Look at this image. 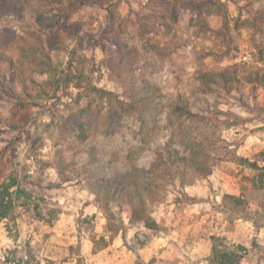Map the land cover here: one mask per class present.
<instances>
[{
  "label": "rangeland",
  "instance_id": "374dc122",
  "mask_svg": "<svg viewBox=\"0 0 264 264\" xmlns=\"http://www.w3.org/2000/svg\"><path fill=\"white\" fill-rule=\"evenodd\" d=\"M128 2L129 0H115V2L113 0H47L50 10L57 15L51 20H54L55 26L61 29L68 44L71 42L72 45L71 47L66 45L63 50L52 53V60L57 65V70L54 71L57 73L56 78L61 77L62 82L58 87L56 84L47 87L49 85L45 82L49 75L40 74L38 71L29 70L26 78L16 77L13 80L10 77L12 70L9 67V61L18 63L20 43L23 42V39H27L29 32L25 31L23 36H19L10 25L16 23L21 26L22 31L26 26L30 27L28 22L31 20L32 14L36 12V0H22V4H18V0L12 2L0 0V56L4 58L0 59V110L7 111L6 116L3 111H0V188L4 184L13 183L14 178L16 184L10 190L13 192V208L10 219L24 229L31 228L44 242L51 241L57 248L66 245L69 257L78 255L79 250H82L85 245V241L80 239L81 220L72 216L70 212L64 213L63 208L57 209L55 205H59L62 200L65 203L68 202L65 200L64 185L71 188L72 178L65 177L60 183L50 182L45 187L42 181H33L27 174L22 175V173H26L27 166L21 168L20 172L16 170L20 146L25 144V141H29L30 147L27 144L25 147L35 154L40 144V138L33 139L32 133L28 131L30 123L31 125L36 123L32 113L48 107L56 108L62 103L58 94L62 92L64 97L71 98L68 89L74 88L76 96L71 102L77 105L81 101H87V103L78 112L70 111L62 125L63 130L69 131V126L72 124L83 129L84 124L80 121L87 116L88 126L92 129V138L102 136L107 144L112 146L113 161L122 159L131 162L136 159L144 153L146 146L153 140L158 129V118L165 110H167L169 124H172L168 115L169 105L179 99L188 100L182 93L177 92L174 86L171 88V93L175 99L169 100V93L162 90L165 85L155 79V74L157 71L163 70L162 66L165 62L173 63L176 58L186 59L179 49L191 47L193 52L196 51V46L191 39H183L177 34L179 30L175 26L178 23L180 10L191 9L198 12L199 19L189 21V26L196 27V31L192 34L196 39L201 37L207 39V51L201 48L197 59L200 56H212L214 64L211 68L193 74L190 80L192 83L199 81V86L190 88L189 92L192 96H196V93L199 92L201 95L212 97L211 102L216 106L212 120L205 116V119L201 121L183 119L184 121L181 123L173 122L178 129L182 146L186 151L191 152L190 155H192V151L187 150L186 146L188 144L193 146L196 155L192 162L198 161L200 164L203 162L204 168L208 166L212 168L216 158L212 157L215 148L210 135H214L213 129L222 125L225 133L232 132L236 135H239L236 130L242 128L246 136L240 142L233 141L232 143H236L238 147L244 148L247 152H252L254 157L264 158L263 149L253 152V149L257 147L256 140L260 139L256 134L264 131V48L253 44L252 47H255L256 51L248 53L253 60L259 61L261 67L250 68L246 59H240L241 47L234 41L230 33L239 31L242 25L237 19L231 22V27L229 26L226 5L220 4L218 0H149V3L145 5L152 9L149 14L142 16L140 13H136L133 16L130 9L129 17L120 19L117 9L121 3ZM83 15L88 16L87 21L83 20ZM73 16L78 18L68 24L67 21ZM209 17H213V19L210 20ZM216 17L222 19V30L213 32L210 24L221 22ZM40 22L41 17L37 16L35 23L40 25ZM256 24L257 22L254 21L253 26ZM93 25L97 29L94 34L85 32L83 36L80 35L85 26L91 28ZM40 28L41 26L37 30ZM97 36L99 39L96 38ZM61 54L63 59H61ZM97 56L100 57L98 63ZM40 59L43 58L39 57L38 60ZM36 75L44 76L46 80L39 82L35 78ZM205 75L209 76L210 81ZM93 76L96 78V84L92 83ZM142 79H146L156 88V95L147 101H132L125 91L127 85L133 81L140 89ZM177 80L178 83L182 82L179 78ZM234 92L238 95L234 96ZM189 101L190 106L193 107L195 101ZM221 104L224 106L223 109L219 108ZM93 105L96 107L93 108ZM64 107L70 109L68 103H64ZM237 108L244 113L243 116H239L234 111ZM105 109L107 110L105 111ZM209 110L211 111V108ZM115 111H118L119 114L118 121L114 123V133L109 134L110 115ZM221 117L224 119L221 120ZM229 117L235 118L230 119ZM202 128L207 129L210 135L204 136L199 143H196L193 134ZM129 136H131V140L128 139ZM88 138L83 133L77 137L81 142ZM172 142L170 141L169 145L165 147H169ZM81 151L87 152L89 164L94 165L96 169L94 172H89L86 177L89 185V180L103 178L107 166L97 158L98 149L95 145L81 149ZM154 154L157 155V158L160 157L159 154L163 158L161 153ZM56 155L59 156L60 153L57 152ZM25 156L26 159H33L27 153ZM178 158H182L178 150L168 151L169 171L165 173L166 181L162 182L166 185L161 191L162 201L148 200L153 218L161 216L162 204L168 200L178 203L176 209L181 211L182 216L185 217L187 215L185 210L194 209L193 204L196 198L189 197L186 192L178 193L175 187L176 182L178 181L180 188L183 189L185 186H193L197 184V181L206 179L213 174L212 171L209 176L197 179L199 174L197 165L194 166L190 162L185 166L177 161ZM34 163L38 168L43 169H47L51 165V162L46 160L34 161ZM141 163L142 167H145L148 161L145 158ZM245 165L254 171V175H241ZM215 166L226 173L237 174V177H240L242 181H246V179L257 181L260 189H263V172L260 171V165L254 161L250 163L246 156H241L238 162L225 160L222 166ZM235 168L239 171L235 172ZM53 170L56 171V169ZM66 170L67 166L63 171ZM169 172L172 174L170 175ZM57 174L61 175V172ZM253 186H256V183ZM72 191L74 193L71 196L72 206L75 207L78 202L80 203L77 210L81 216L85 209L95 208L88 216L83 217V223L91 225L92 221L97 220L101 209L95 206V199L88 201L76 194L78 191L83 192V189H72ZM89 192L92 194L90 190ZM239 200L241 203L232 199L230 195H225L222 203L230 209H244L248 206L249 201L244 197L240 196ZM50 204L53 207L50 208ZM180 205H185V207L181 209ZM198 211V213L193 212L188 215L189 218L196 220L197 214L204 213L201 208ZM121 212L128 225L136 227L138 223L131 224L127 213L122 210ZM257 215L259 216V210H257ZM176 218H174V223ZM4 220L0 219V237L4 235L5 231H10L7 225L3 224ZM184 222L181 220V223ZM107 223V218H105L100 225L101 230L107 226ZM143 228L147 230L145 240L139 241V243L142 250L147 249L145 252L147 259L144 264H180L181 256L178 254L179 249L175 248L178 247L176 243L169 254H163V251L168 248L167 246L160 249V254H147L148 248L151 249L157 242L156 237L162 235L163 232L167 233L166 227L161 226L160 230L152 231L145 228L143 224ZM228 228L231 231L234 230L230 219L224 227V231L228 232ZM65 229L75 230L71 237L76 241L74 244H67L64 241V237L67 235ZM190 230L188 229V234L191 233ZM109 231H111L110 228ZM138 235L139 233H134L133 238H137ZM210 239H212V243H210L208 251L210 250L212 255L207 258L209 264H220L221 260L238 264L239 259L243 258V256L237 257L235 254L227 252L217 253L214 242L218 238L212 234ZM223 239H227V237H223ZM101 242H103V236ZM188 242L191 244L190 241ZM87 243L91 245L89 254L98 256L95 241L89 237ZM256 246L254 239L253 247ZM238 248L244 255H247V249H244L243 245H239ZM125 249L131 251L124 243L123 235L119 239L109 237V242L104 243L103 249L106 252L107 261L101 257L99 261H93V264H138L139 258L137 261H131L130 257H127ZM119 253L122 254L118 255ZM29 256L30 260H35V256L31 252H29ZM113 256L116 258L112 259ZM67 259L68 257L58 260L44 258L45 264H66ZM36 264L39 262L37 261ZM76 264H81V261L78 259ZM193 264H199V262L195 261Z\"/></svg>",
  "mask_w": 264,
  "mask_h": 264
},
{
  "label": "clouds",
  "instance_id": "9594fccd",
  "mask_svg": "<svg viewBox=\"0 0 264 264\" xmlns=\"http://www.w3.org/2000/svg\"><path fill=\"white\" fill-rule=\"evenodd\" d=\"M115 2V0H113ZM220 4L226 5L227 17L230 22L239 20L242 27L239 31H231L230 35L234 41L240 45V59L247 60L250 68L261 67L258 60H253L252 56L248 55L249 52H255L256 48L252 47L253 44L264 48V0H218ZM149 3V0H129L128 3H121L117 9L120 19H126L129 17V11L132 10V15L140 13V15L149 14L152 9L145 7ZM41 17V23H47L56 13L51 11L47 0H36V12L32 14L31 20L24 30H21V26L13 23L10 25L19 36H23L25 31H31L40 27L35 23L36 17ZM78 17L73 16L67 22L68 24L73 23ZM199 15L197 11L180 10L178 23L175 26L179 31L178 35L183 39H191L193 44L196 46V51L193 52L191 47L179 49L186 59L176 58L173 63L165 62L162 66V71H157L155 79L164 84L165 87L162 89L169 93L168 99L173 100L175 96L171 93V88L174 86L177 92L182 93L186 99L195 101L193 107L194 110L199 111L202 116L208 117L210 120L214 119L213 113L216 111V106L211 102L212 97L208 95H201L199 92L196 96H192L189 92L190 88H197L199 81L192 83L190 78L193 74H197L205 69L214 66L212 56H199V50L201 48L207 51V39L201 37L196 39L192 34L196 31L195 26H189V21H197ZM213 19V17H209ZM217 20H221L219 23L210 24V28L213 32L222 30V19L216 17ZM83 20L87 21L88 16L83 15ZM256 21V26H253V22ZM247 22V24H245ZM97 31L95 25L91 28L85 26L83 31L80 33L81 36L85 32L95 33ZM99 39V37H96ZM214 39V37H212ZM71 47V42L68 44ZM61 59L63 55L61 54ZM100 57L97 56V63ZM223 67V65H220ZM104 71V69H101ZM35 78L39 82L46 80V77L36 75ZM177 78L180 81L178 83ZM92 83L96 84V78L93 76ZM68 91L71 94V98L64 97L61 92L58 94L62 101L61 104L57 105L56 108L48 107L46 109H40L32 113L33 119L36 120L35 125L28 127V131L32 133L33 139L39 137L40 144L35 154L28 150L30 142L25 141V144L20 146L18 153L19 161L17 172H20L21 168H26V173L29 178L33 181H42L43 186H47L50 182L60 183L65 177H71V188L68 185H64L66 190L65 203L64 200L59 205H55L57 209L63 208L64 213L70 212L72 216L78 217L81 220V233L80 239L85 241V245L82 250H79L78 255H72L69 257L67 246L57 248L51 241L44 242L40 236L31 230V228L24 229L22 226L13 222L10 218H6L3 224L7 225L10 231H5L4 235L0 237V264H45L44 258L47 257L50 260H58L62 257H68L66 264H76L79 259L81 264H93V261H99L101 257L107 261L106 252L103 251L104 243L109 242V237L112 239H119L121 235L124 236V243L128 245L131 251L125 249L127 257H130L131 261H137L138 264H144L147 259L145 252L147 249L142 250L139 241L145 240L146 229L143 228V223H138L136 227L128 225L127 220L124 218L120 207V201L116 200H105L103 193H98L99 199L95 200V206L101 209L96 221H92L91 225L83 223V217L88 216L90 212L94 211L95 208H88L84 210L83 216L77 210L80 207L78 202L75 207L72 206L71 196L74 194L72 189H83V192H77L76 194L81 195L85 200L93 201L94 195L89 192L88 180L86 177L89 172H94L95 166L89 164V157L86 151L81 149H87L92 145H95L98 149L97 158L106 165L105 174H103L104 182L110 181L112 176L119 172L125 176H131L141 171H147V168L151 167L152 162L157 161V155L154 153H162L163 159L168 160V151L178 150L180 156L190 155L189 151L185 150L179 138L178 129L175 124H169L167 119V110L158 118V129L153 136V140L146 146L144 153L140 154L136 159L131 162L121 160H112V146L108 145L102 136H96L92 138V129L89 128L87 123V116L83 117L80 123L84 124V128L81 129L76 124L69 126V131H64L62 125L64 120L68 117L71 112H78L80 108L86 106L87 101H81L78 105L73 104L71 101L75 99L76 90L69 88ZM118 91V89H117ZM234 96L238 93H233ZM199 97V99H197ZM123 99V97H121ZM64 103L70 105V109L64 107ZM251 103V100H249ZM96 105H93L95 108ZM211 108V111L209 110ZM220 109H223V104L219 105ZM107 109H105L106 111ZM202 110V111H201ZM3 111L6 116L7 111ZM234 111L239 115L243 116L244 113L238 108ZM234 119L235 117H229ZM224 117H221V120ZM214 135H210L207 129H201L199 132L194 133L195 142L199 143L204 136L210 135V139L214 141L215 151L212 153V157H215V165H223L225 160H232L238 162L241 156H246L249 162H256L260 165V171L264 172V158L254 157L252 152H247L244 148L238 147L233 141L240 142L246 133L241 129H237L239 135L232 132L225 133L223 126L221 125L217 129H213ZM83 135L88 136V139H84L83 142L77 139V137ZM15 135V134H13ZM260 139L256 140L257 147L253 149V152H259L264 149V131L256 134ZM131 140V136L128 137ZM173 141L169 147V142ZM71 145V147H70ZM60 155L57 156L56 153ZM32 156L33 159H26L25 154ZM147 159L148 165L142 168V161ZM46 160L50 161L51 165L47 169L38 168L34 161ZM111 164L109 165V162ZM212 167L214 175L216 174V166ZM67 166V170L63 171L64 167ZM53 169H56L54 171ZM87 169V171H86ZM11 170V169H10ZM253 170L245 165L241 171V175H248ZM61 172V175L57 173ZM79 181V183H77ZM213 181V176H210L207 181H197L198 185L202 184V190L199 187L196 189H189L185 186L183 189L180 188V184L177 181L175 184L176 189L179 192H187L189 195L206 196L208 200L201 202L200 207L205 213V222L207 227H203V223H193L191 233L188 234L186 227L187 218L182 216L181 211H177V218L173 227L176 228L179 233V238L176 234H172L168 237L176 242L178 246V254L181 256L180 264H193L195 261H199V264H209L208 260L203 259L205 256H211V252L208 251L209 244L206 243L208 236L215 234L218 240L215 243L217 253H232L237 257L243 256L239 259L238 264H264V189L246 190L244 199L249 201V204L244 209H230L221 203L220 196L223 195L222 191L213 193L209 190V182ZM212 187L215 188L216 184L213 183ZM94 191V189L92 190ZM215 195V199L212 197ZM107 205V207H105ZM53 207V205H49ZM185 205H180L183 209ZM259 210V216L257 215ZM20 211V209H17ZM107 218V226L101 230L100 225ZM210 218V219H209ZM229 219L233 223L232 231L225 232L224 224L229 222ZM184 220V223H181ZM109 228L111 231H109ZM67 235L64 237V241L67 244H74L76 241L71 238L74 229H65ZM171 232V229H168ZM134 233H139L137 238H133ZM150 234V233H149ZM187 234V235H186ZM103 236V242L101 237ZM203 239H200V237ZM89 237H91L97 244L98 256H91L89 254L90 244L87 243ZM227 237V239H223ZM255 239L256 247H253V240ZM191 241V244L186 243ZM199 241V242H197ZM204 246V250H200V245ZM239 245H243L244 249H247V255H244ZM29 252L35 256V260H30ZM122 253H119L120 255ZM116 257L113 256L112 259Z\"/></svg>",
  "mask_w": 264,
  "mask_h": 264
},
{
  "label": "trees",
  "instance_id": "16d2710c",
  "mask_svg": "<svg viewBox=\"0 0 264 264\" xmlns=\"http://www.w3.org/2000/svg\"><path fill=\"white\" fill-rule=\"evenodd\" d=\"M8 1L12 2L14 0ZM18 4H22V0H18ZM40 26L41 28L38 30L34 29L29 31L27 39H23V42L20 43L18 63H14L12 60L9 61V67L12 70L10 77H12L13 80L16 77L26 78L29 70L38 71L40 74L49 75L47 82H45V84L49 85L47 87L53 84H56L58 87L62 80L61 77L56 78L57 73L54 71L57 70V65L52 60V53L63 50L66 45H68V40L64 38L61 29L55 26L54 20H49L47 23L40 22ZM39 57L43 59L38 60ZM0 59L4 58L0 56ZM205 77L210 81L208 75H205ZM142 81L140 89L136 87L133 81H130L127 85L125 91L132 101H147L156 95V88L148 83L146 79H142ZM140 94L142 96H139ZM168 115L172 124H174L173 122L181 123L184 121L183 119H193L194 121L205 119V116H202L199 111L194 110V108L190 106L189 100L184 99H179L171 103L169 105ZM110 117L111 120L108 125V131L109 134H112L114 133V123L118 121V111L111 113ZM186 147L187 150L192 151V155L182 156V158H178L177 161L185 164V166L189 165L190 162L194 166L197 165L199 173L196 177L197 179L209 176L212 173V168L210 166L204 168L205 164H203V162L201 164L198 161L192 162L195 160V150L193 146L189 144ZM159 156L157 161L152 162L151 167L147 168V171H141L131 176L116 173L114 177L107 182H104L103 178L97 180L91 179L89 180V190L95 196V200L99 199L98 193H103L105 200L120 201L118 207L127 213L131 224L142 222L145 228L149 230H160L161 226L151 215L148 206L149 199L154 202L162 201L161 191L166 187L165 183L162 184V182L166 181L165 173L169 171V161L166 162L160 154ZM148 163L145 165L147 166ZM204 163H206L205 160ZM171 174L172 173H170V175ZM15 184L16 180L13 178V183L4 184L0 188V219L2 220L11 217L13 192H10V190ZM93 189L94 191H92ZM230 197L240 202L235 196ZM105 207H107V205H105ZM220 264H235V262L229 263L226 260H221Z\"/></svg>",
  "mask_w": 264,
  "mask_h": 264
},
{
  "label": "crops",
  "instance_id": "0c3cea01",
  "mask_svg": "<svg viewBox=\"0 0 264 264\" xmlns=\"http://www.w3.org/2000/svg\"><path fill=\"white\" fill-rule=\"evenodd\" d=\"M263 151H264V149H263ZM235 170H236L235 172L239 171L236 168H235ZM248 175H251V176L254 175V171L249 172ZM211 176H213V181L209 182V190L212 191L214 194L217 193V191L223 192V195L220 196L221 203L223 202L225 195L235 196L236 198L239 199L240 196H242V197L245 196V192L249 188L253 191L260 190V185H258L257 181H254V180L248 181L249 179H246V181H242L240 179V177H237V174L232 175V174L226 173L223 170L217 169L216 174L214 175V173H213ZM208 178L203 179L201 181H207ZM213 183L216 184L215 188L212 187ZM235 183L237 184V186L235 185ZM255 183H256V186H253ZM187 187L189 189H196L197 187H199L200 190H202V184L201 185L195 184L193 186H187ZM263 189H264V172H263ZM187 195L189 197H195L196 198V201H194V204H193L194 209L190 208V209L185 210V212L187 214V215L185 214L186 215L185 217L187 218V224H186L187 230L192 229L193 223L204 222L202 226L207 227V222H205V213L201 212V213L197 214V216H196L197 219L196 220L194 219L195 221L193 219H190L189 218L190 216H188V215H191V213H193V212L198 213L199 212L198 209L201 208L200 207L201 202H206L208 200V197L199 196V195H189L188 193H187ZM212 198L215 199V195ZM177 205H179V204L174 202V201L172 202V200H168L167 202L162 204V207L160 209V215L161 216L155 217V219L159 225L166 227L167 233L163 232L162 235L156 237L155 240L157 242L154 243V247L152 246L151 249L148 248L147 254H158V253L160 254V252H161L160 249L162 250L166 246L168 248H166L163 251V254H169V251L171 249H173V246H175L174 244L176 242H173L171 239H168V237L171 236L172 234H176L177 237L179 238V233H177L176 228L173 227L174 218L177 217L176 216V214H177L176 206ZM226 225L227 224H225L223 226L225 227ZM168 229H171V232H169ZM229 231H231V230L228 228V232ZM200 239H203V237L201 236ZM197 242H199V241H197ZM186 243L189 244L188 241H186ZM206 243L211 245L210 243H212V239H210V236H208V240L206 241ZM175 248L178 249V247H175ZM200 250L201 251L204 250V246L202 244L200 245ZM209 252H211V251L209 250ZM208 257L209 256H205L203 259L207 260Z\"/></svg>",
  "mask_w": 264,
  "mask_h": 264
},
{
  "label": "built area",
  "instance_id": "2783aa9c",
  "mask_svg": "<svg viewBox=\"0 0 264 264\" xmlns=\"http://www.w3.org/2000/svg\"><path fill=\"white\" fill-rule=\"evenodd\" d=\"M235 185L237 186V184L235 183ZM243 198V197H242Z\"/></svg>",
  "mask_w": 264,
  "mask_h": 264
}]
</instances>
